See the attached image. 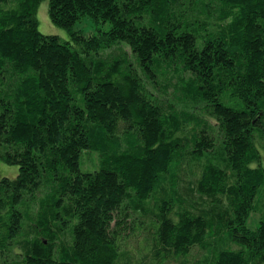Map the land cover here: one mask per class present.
<instances>
[{
  "label": "trees",
  "instance_id": "trees-1",
  "mask_svg": "<svg viewBox=\"0 0 264 264\" xmlns=\"http://www.w3.org/2000/svg\"><path fill=\"white\" fill-rule=\"evenodd\" d=\"M41 1L0 0V160L18 169L0 178V264H119L142 232L154 264L193 248L264 264V221L247 224L264 203V0H47L65 40L38 30ZM201 160L212 206L195 211L177 183Z\"/></svg>",
  "mask_w": 264,
  "mask_h": 264
},
{
  "label": "rangeland",
  "instance_id": "rangeland-1",
  "mask_svg": "<svg viewBox=\"0 0 264 264\" xmlns=\"http://www.w3.org/2000/svg\"><path fill=\"white\" fill-rule=\"evenodd\" d=\"M47 7V0H42L38 6V30L46 35H56L63 40L67 39L66 32L50 21ZM77 28L90 30L89 18H84L79 24H77ZM93 162H95V156L93 157ZM185 162L186 161H182L181 164V172L177 183L178 194L186 200L185 204L188 207H192L195 211L198 210L197 208H199V210H207L208 208L211 209L212 205H210L211 202H209V199L207 197H199L198 193L195 192L196 181L200 176L205 160H201L199 162L191 161L190 163ZM85 165L88 166L90 163L87 162ZM17 171L18 169L16 165H10L0 160V178L7 177L9 179H14L17 175ZM259 196L261 195L259 194ZM219 200L221 201V205L226 203V199L223 196ZM261 201L262 197L257 203L256 211L250 215L247 222L248 226L252 229L255 228L261 220L264 221V203ZM214 202H217L216 198ZM213 210L214 206L212 207V211ZM211 237L210 242L212 243L219 240L222 244H225L224 246H230L231 248L237 249L236 246L225 243L226 240H224L222 233L217 234L216 232H212ZM149 245V234L147 232L129 235V237H126V239L122 241V254L119 264H154L152 263L153 261L150 256ZM211 255L212 252L210 248H193L187 256L179 257L177 259H169L163 264H199L206 261Z\"/></svg>",
  "mask_w": 264,
  "mask_h": 264
}]
</instances>
